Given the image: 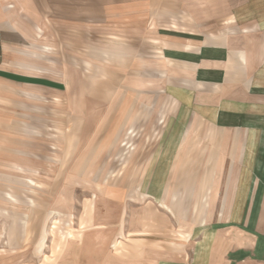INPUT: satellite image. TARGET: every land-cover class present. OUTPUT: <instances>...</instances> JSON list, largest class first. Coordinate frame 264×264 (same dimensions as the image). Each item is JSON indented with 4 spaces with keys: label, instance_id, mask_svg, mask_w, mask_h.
<instances>
[{
    "label": "crops",
    "instance_id": "crops-1",
    "mask_svg": "<svg viewBox=\"0 0 264 264\" xmlns=\"http://www.w3.org/2000/svg\"><path fill=\"white\" fill-rule=\"evenodd\" d=\"M108 73L128 76L129 91L173 76L214 125L201 181L222 189L220 215L207 213L200 236L173 255L163 245L162 264H264V0H0L3 101L11 87L65 95L67 123L88 134L106 124V92L124 80L107 88ZM0 110L8 129L9 105ZM14 122L17 137L2 140L25 141L27 122Z\"/></svg>",
    "mask_w": 264,
    "mask_h": 264
},
{
    "label": "rangeland",
    "instance_id": "rangeland-1",
    "mask_svg": "<svg viewBox=\"0 0 264 264\" xmlns=\"http://www.w3.org/2000/svg\"><path fill=\"white\" fill-rule=\"evenodd\" d=\"M147 78L146 90L129 91L128 76L106 74L107 88L124 80L106 92L105 131L88 134L67 123L65 95L11 87L7 103L0 90L10 123L0 110V264H162L163 245L173 255L200 236L220 207L222 189L201 181L214 125L183 82ZM18 120L31 134L2 140L17 137Z\"/></svg>",
    "mask_w": 264,
    "mask_h": 264
}]
</instances>
